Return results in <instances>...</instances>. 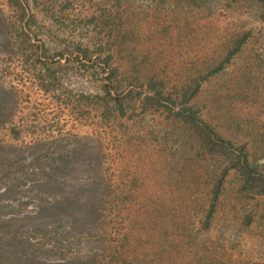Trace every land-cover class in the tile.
Returning a JSON list of instances; mask_svg holds the SVG:
<instances>
[{
    "label": "rangeland",
    "instance_id": "obj_1",
    "mask_svg": "<svg viewBox=\"0 0 264 264\" xmlns=\"http://www.w3.org/2000/svg\"><path fill=\"white\" fill-rule=\"evenodd\" d=\"M0 179L29 264H264V0H0Z\"/></svg>",
    "mask_w": 264,
    "mask_h": 264
},
{
    "label": "trees",
    "instance_id": "obj_2",
    "mask_svg": "<svg viewBox=\"0 0 264 264\" xmlns=\"http://www.w3.org/2000/svg\"><path fill=\"white\" fill-rule=\"evenodd\" d=\"M7 41V39H6ZM3 179H0L2 181ZM9 180V179H8ZM9 186L4 189L2 193H6L9 191V187L12 188L13 182L9 180V183H7ZM61 184H56L57 188H60ZM1 193V194H2ZM73 203V197L71 195L63 194L62 196H58L55 200L54 209H60V208H66ZM61 220V218H59ZM44 222L39 221L38 224H36L35 227H31L30 230L36 234L39 235L43 240L47 241L48 244H50V249L44 250V252H48L50 250H56L57 252H60L61 250L65 248H69L71 246V240L73 239L71 233L65 232L57 227H49L43 224ZM16 223L11 224V221L7 220H0V258H10V257H19L21 254L18 251V246L14 247V240L20 239L19 236L22 237V230L20 228L21 233L16 234ZM19 229V228H18ZM68 233V236H67ZM25 234V233H24ZM67 237V238H66ZM25 240H29V236L25 238ZM26 252L24 256H20V258H24L27 260L28 264L30 262L35 261L36 257V249L28 248L26 247ZM44 264V263H40Z\"/></svg>",
    "mask_w": 264,
    "mask_h": 264
}]
</instances>
